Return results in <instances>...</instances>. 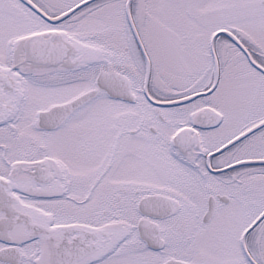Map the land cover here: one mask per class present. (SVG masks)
Wrapping results in <instances>:
<instances>
[{
	"label": "snow or ice",
	"instance_id": "6c2138e0",
	"mask_svg": "<svg viewBox=\"0 0 264 264\" xmlns=\"http://www.w3.org/2000/svg\"><path fill=\"white\" fill-rule=\"evenodd\" d=\"M0 264H264V0H0Z\"/></svg>",
	"mask_w": 264,
	"mask_h": 264
}]
</instances>
